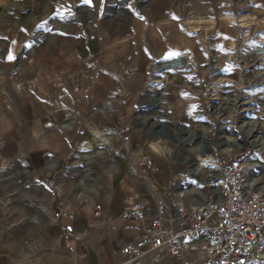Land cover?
Here are the masks:
<instances>
[{
	"label": "crops",
	"instance_id": "0c3cea01",
	"mask_svg": "<svg viewBox=\"0 0 264 264\" xmlns=\"http://www.w3.org/2000/svg\"><path fill=\"white\" fill-rule=\"evenodd\" d=\"M259 5L264 8V2ZM187 10L201 14L207 7L195 0L187 3ZM189 20L177 36L168 25L154 32L131 27L125 37L107 35L106 29L103 34L96 30L91 34L92 27L67 28L56 49L50 51H56V57H50L58 59L57 63L47 60L44 65L41 58L39 73L44 83L38 88L43 92L23 89L17 100L0 104V264H184L183 259L170 256L157 263L150 256L131 258L120 247L128 242L140 244L143 227L154 217L166 223V213L174 212L177 203L196 205L208 200L207 194L188 199L191 193L202 191L204 187L199 185L173 184L176 189L170 193L169 184L182 178L178 176L184 167L177 170L175 165L182 154L155 152L151 133L136 129L137 122L151 120L136 112L147 92L155 90L146 87L149 58L181 53L188 63L189 54L197 60L205 52V22ZM239 37L237 40L242 39ZM7 42L10 52L15 44L8 36ZM193 45L199 49L194 50ZM98 55L103 56L101 61ZM239 65L251 67L242 61ZM221 66L222 61L200 60L194 69ZM124 68L128 71L122 77L119 73ZM205 73H199L202 80ZM252 95L255 101L264 102L263 94ZM109 98H113V106L99 112L102 120L96 119L95 110L86 108ZM178 98L182 104L177 109L162 111L171 114V124L185 125L203 137L205 122H209L202 117L208 115L206 96L201 90H192ZM106 118L116 123L114 127L106 124ZM156 119L152 127L164 120ZM95 122L100 126H92ZM92 128L114 131L104 134L111 139L110 147L90 141ZM172 132L176 135L178 130ZM188 150L190 159L195 154ZM95 153L103 160L99 171ZM232 153L228 151L229 156ZM133 203L143 207V219L121 217Z\"/></svg>",
	"mask_w": 264,
	"mask_h": 264
},
{
	"label": "rangeland",
	"instance_id": "374dc122",
	"mask_svg": "<svg viewBox=\"0 0 264 264\" xmlns=\"http://www.w3.org/2000/svg\"><path fill=\"white\" fill-rule=\"evenodd\" d=\"M130 1L132 0L117 7L116 0H90L88 3L85 0H0V64L4 66L3 74L0 76V104L8 103L12 98L17 100V93L22 92L23 89L29 92H43L41 88H38L44 83L39 73L41 58L44 65L47 60L49 64L57 63L58 59L50 57H56V51H50L56 49L59 36H62L67 28L76 30L92 27L91 29H94L91 30V34L94 30L96 34L99 32L103 34L102 31L106 29L107 35L117 34L116 37H125L129 35L131 27H137L141 32H154L168 25L170 33L177 36L182 34L186 21L192 18L191 21L196 22V18H201L205 22L202 30L206 37L205 47H203L205 52L201 58L198 53H195L199 56L197 60L195 56L192 57L189 54V58L186 59L189 60L188 63L179 66L177 70L155 71L157 62L170 58L174 53L167 57L152 56L149 58V78L146 87L155 90L147 94L163 92L165 99L163 96L160 109L166 110L177 109L182 104L178 96H182L184 92L201 90L206 96L208 114L205 113L202 117L211 122L207 127L204 126L207 128L203 132L204 136L219 137L221 132L227 143V146L221 149L219 144H216L219 156L228 160L229 163L248 162L250 159L264 164L263 154L257 149L263 146L264 150V102L255 101L252 97L255 93L264 95V63H262L264 56L262 52L255 49L258 45L264 46L260 44L264 42V8L259 7V3L264 1L258 0L253 4L254 0H196L198 3L206 4L207 10L201 14H190L187 10V3L194 4L195 0H137L139 4L128 5ZM68 17H75L77 20L68 22L61 20ZM125 31H128V34ZM7 36L15 44L10 52H7ZM237 36L242 39L237 40ZM150 49L151 47L146 49L149 55ZM193 49L197 51L198 45H193ZM20 53V65L10 73ZM9 56L13 58L9 59ZM102 57L98 55L97 60L101 61ZM200 60L222 61L223 66L208 70L194 69ZM241 61L244 65L251 64V67L240 66ZM195 62L198 63L194 64ZM20 68L23 71H18ZM127 71L124 68L119 75L125 77ZM204 72H206L205 80H202L200 74ZM168 77H170L169 80ZM104 103L105 101H95L86 108L95 110L98 116L96 119L102 120L104 118L98 114L100 111H105L101 109ZM112 106L113 101L108 109ZM132 119H135L134 115ZM170 119L173 120L172 117ZM106 120V124L111 128L116 124L109 123L108 118ZM92 126L99 127L100 124L95 122ZM184 128H186L185 125L178 127L179 130ZM233 129L240 133L233 137L237 144L230 148L228 136ZM190 130L181 133L184 137L183 143L176 138L163 140L164 144L158 142L157 144L165 147L169 152L183 154L187 151L189 153L188 149L198 148V146L200 148L203 144L202 140H198L199 142L194 145L188 144L192 141L190 136H198L197 130L194 131L191 128ZM91 134L90 141L94 136L93 130ZM240 139L245 145L240 144ZM185 145H188V148H185ZM156 150L155 152H159ZM229 150L233 152L230 156ZM95 154L96 168L99 171L100 162L103 160L99 153ZM192 158L193 156L190 159ZM190 159L182 161L178 157L175 160L176 169L181 167L187 169ZM180 161L185 163L182 164ZM252 172L257 175L254 176ZM180 173L183 174V171ZM251 175L255 179L258 178V182L264 181V171L260 168H250L249 176ZM189 182L191 180L188 175L183 174L181 179L169 184L170 193L174 192L175 186ZM209 191H211L209 188L204 187L202 191L191 193L188 199H193L194 196L206 197L204 196L206 194L210 198ZM153 192L156 193V189L153 188Z\"/></svg>",
	"mask_w": 264,
	"mask_h": 264
},
{
	"label": "built area",
	"instance_id": "2783aa9c",
	"mask_svg": "<svg viewBox=\"0 0 264 264\" xmlns=\"http://www.w3.org/2000/svg\"><path fill=\"white\" fill-rule=\"evenodd\" d=\"M212 150L214 167L202 174L209 178L204 187L211 190L210 198L196 205L177 203L176 211L166 213V223L154 217L143 227L140 244L125 243L122 254L150 256L154 263L170 256L183 259L184 264H264V188L258 187L262 182L247 183L249 170L244 162L221 158L216 144ZM144 160L151 164L148 157ZM144 216L143 207L133 203L121 217Z\"/></svg>",
	"mask_w": 264,
	"mask_h": 264
},
{
	"label": "water",
	"instance_id": "95a60500",
	"mask_svg": "<svg viewBox=\"0 0 264 264\" xmlns=\"http://www.w3.org/2000/svg\"><path fill=\"white\" fill-rule=\"evenodd\" d=\"M117 1V7H120L121 4L123 3H127L129 0H116ZM140 2H135V4H139ZM61 20H63L64 22H68L71 20H77V18L75 17H68V18H62ZM256 50L259 52H262L263 56H264V47H256ZM20 61H21V53L18 54L16 62L13 66V69L18 68V66L20 65ZM262 62V61H261ZM185 65V59L183 54L181 53H177L173 56H171L168 59H164L161 60L159 62H157L155 64L156 66V71H166V70H177V68L179 66H184ZM3 65L0 64V76L3 74L2 73V69H3ZM167 75V74H165ZM170 79V77H168V80ZM164 94L161 91H158L156 93H148L144 99L143 102L141 104H139L136 112L138 113H142L145 116H150V121L149 122H145V121H141V122H137L136 125V129H142L145 130L147 132H150V140L152 142H162L163 140H171V139H178L180 143H183L184 137L181 134L182 132L185 133L186 131H190V129L188 127L184 128V129H178L177 124H171V122L169 121V118L171 116L170 113L168 112H164L162 110H160V106H161V100L163 98ZM113 101V98H109L103 105L102 108L103 110L108 109L110 102ZM163 118L164 120H161L157 123L156 126L152 127V124L157 122L158 120L156 118ZM206 125L211 124V122H205ZM199 128L202 127V123H198ZM173 128L178 129V133L175 135L173 134ZM211 130V129H210ZM235 130H231V133H234ZM220 136L219 137H212V136H208L207 138L205 137H199V136H190V140H192L193 142L197 141V140H203V144L200 148L194 150L191 149L195 156H193L192 159L189 160V165L187 167V169H184V173L188 174V178L194 179L195 181H197L200 185L203 183L205 184L206 182L209 181V178H203L202 174L203 173H207L208 168L203 167L200 165V158H206L208 156H211L213 153L212 150V146L214 144H219V148H225L227 146V143L225 142V138L224 136L221 135V132H219ZM230 144V148L235 147V145L237 144L236 141H230L228 142ZM240 144L241 145H245L243 140L240 139ZM185 148H188V145H185ZM188 159V152L185 151L182 154V161H185ZM217 174V172H213L212 175V179L215 183H217V181L219 180L218 177H216L215 175ZM192 185V182H189L188 185ZM218 187V186H217ZM181 188V187H179ZM219 188V187H218ZM175 208V206H174ZM176 211V209H175Z\"/></svg>",
	"mask_w": 264,
	"mask_h": 264
},
{
	"label": "bare ground",
	"instance_id": "6f19581e",
	"mask_svg": "<svg viewBox=\"0 0 264 264\" xmlns=\"http://www.w3.org/2000/svg\"><path fill=\"white\" fill-rule=\"evenodd\" d=\"M262 63H264V61L262 62ZM104 130H105V132H104ZM106 130L108 131L107 133H109V134H114V131H112L111 129H105V128H103V129H93V134H94V136H93V140H94V142H95V144H99V145H103V147H110V142H109V139H106V137L107 136H105L104 134H106ZM233 130H235L234 131V133H230L229 135L230 136H228L229 137V140L228 141H236V140H234L233 139V137H236V136H238L239 135V131L238 130H236V129H233ZM232 130V131H233ZM242 130V129H241ZM242 132H244L243 130H242ZM205 138H207L208 137V135H206V136H204ZM247 137V136H246ZM158 142V141H157ZM157 142H153V145H154V147L157 149V151H159L160 153H162V154H168L169 153V151H168V149H166L165 147H163V146H160L159 144H157ZM159 143V142H158ZM160 144H163V142H160ZM229 145V147H231L230 146V144H228ZM192 149H194V150H196L197 148H193L192 147ZM258 149V151L259 152H261L263 155H262V157H264V150H263V146H260V147H258L257 148ZM261 157V158H262ZM262 160V159H261ZM200 165L201 166H203V167H206V168H208V169H211V168H213L214 167V160H213V158L211 157V156H208V157H206V158H200ZM244 163L246 164V167H247V169L250 171V168H260V169H262L263 171H264V164L263 163H261V162H259V161H251L250 159H249V161L247 162V161H244ZM249 171H248V174H247V183H250V180H254V181H256L258 178H254V176H256L257 174H255L254 172H252L253 174H254V176H249ZM183 174H187V173H184V171H183ZM183 174L182 173H180L179 175L182 177L183 176ZM188 175V174H187ZM264 178V177H263ZM191 182H192V185L191 186H196V185H199V186H202V187H204V186H207V185H204L203 183L200 185L197 181H195L194 179H191ZM258 187H260V188H264V181L262 182V184H260ZM216 190H218V188H216Z\"/></svg>",
	"mask_w": 264,
	"mask_h": 264
},
{
	"label": "snow or ice",
	"instance_id": "6c2138e0",
	"mask_svg": "<svg viewBox=\"0 0 264 264\" xmlns=\"http://www.w3.org/2000/svg\"><path fill=\"white\" fill-rule=\"evenodd\" d=\"M86 3L90 2V0H85ZM12 56H9V59H12Z\"/></svg>",
	"mask_w": 264,
	"mask_h": 264
}]
</instances>
